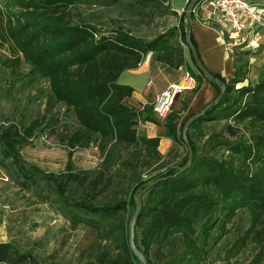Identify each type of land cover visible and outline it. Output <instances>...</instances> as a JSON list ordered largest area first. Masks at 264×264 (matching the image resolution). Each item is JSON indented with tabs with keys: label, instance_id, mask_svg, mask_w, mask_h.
I'll use <instances>...</instances> for the list:
<instances>
[{
	"label": "trees",
	"instance_id": "obj_1",
	"mask_svg": "<svg viewBox=\"0 0 264 264\" xmlns=\"http://www.w3.org/2000/svg\"><path fill=\"white\" fill-rule=\"evenodd\" d=\"M169 1L0 0V51L10 52L0 55V81L8 74L25 90L46 80V111L61 104L77 122L59 134L69 160L58 175L27 161L22 151L31 138L54 128L59 116L49 117L45 111L29 121L5 117L0 122V167L45 201L55 191L65 196L64 215L72 226L85 223L97 232L98 247L84 264H141L129 245V220L135 193L158 177L142 196L135 229L136 244L148 264H233L241 256L250 257L249 264H264V63L256 82L249 79V64L241 57L234 77L213 73L218 93L222 87L225 91L190 125L193 163L180 172L188 158L182 135L188 118L178 128L180 116H167V136L184 146L187 156L179 164L165 160L160 138L138 129L141 121H153L152 116L127 102L134 89L118 79L150 52L174 67L185 63L191 29L186 10L177 25L148 38L117 23L104 29L94 18L104 15H87L82 9L101 6L106 14L122 15ZM24 63L27 73L21 70ZM204 79L200 72L199 80ZM91 146L103 157L99 167L76 168L73 153ZM44 183L56 188L44 194ZM69 190L81 194L74 199L65 195ZM0 264L62 263L0 242Z\"/></svg>",
	"mask_w": 264,
	"mask_h": 264
},
{
	"label": "rangeland",
	"instance_id": "obj_2",
	"mask_svg": "<svg viewBox=\"0 0 264 264\" xmlns=\"http://www.w3.org/2000/svg\"><path fill=\"white\" fill-rule=\"evenodd\" d=\"M171 2L156 3L155 6L148 4L138 7L133 13L122 11V15L106 14L102 12L101 6L85 5L82 9L87 15L93 12L100 16L104 15L105 17H94L104 29H112L117 23L136 34L151 38L179 23L182 12L174 13ZM138 12L142 14L136 15L135 13ZM261 20H264V16ZM243 45L246 46L245 43ZM8 54H10L8 49L0 51V55ZM21 70L27 73L29 67L24 63ZM4 78L0 81V122L5 117L17 122L20 119L29 121L45 113L47 95L50 92L46 80L37 82L32 89L23 90L21 83L17 80L14 82L15 79L10 75L7 74ZM12 84L14 88L11 87ZM3 92H9L8 96L4 95V97ZM52 114L59 116L55 127L31 138V143L22 153L27 161L38 164L46 172L59 175L66 171L69 160V149L60 141L59 134L65 132L68 124L74 127L77 122L72 112L61 104H55L50 112H47L49 117ZM179 148L180 155L173 160V163L179 164L186 159L185 147L179 145ZM102 160L103 157L94 146L77 150L72 156L75 167L84 170L98 168ZM43 186L48 187L43 190L44 194L48 189L56 188L55 184L49 187L44 183ZM71 190L65 195L77 199L81 190L75 194H72ZM48 194L50 197L45 201L36 193L21 188L0 167V242L13 243L19 249L32 251L40 258L53 256L62 264H84L98 247L97 232L85 223L74 228L70 219L64 215L67 206L66 197L56 191ZM249 261L250 257L245 259L242 256L238 261L232 260L235 262L233 264H249Z\"/></svg>",
	"mask_w": 264,
	"mask_h": 264
},
{
	"label": "crops",
	"instance_id": "obj_3",
	"mask_svg": "<svg viewBox=\"0 0 264 264\" xmlns=\"http://www.w3.org/2000/svg\"><path fill=\"white\" fill-rule=\"evenodd\" d=\"M190 0H172V9L180 13L186 9ZM264 5V0H251ZM200 13H204L201 10ZM181 13L180 18L181 19ZM206 26L199 22L197 15H193L191 23V36L195 41L199 56L212 72L226 78H232L236 74L235 62L238 57L249 64V79L256 82L260 66L264 63V20L256 22L253 26V46H238L233 54H228L222 43L221 28L215 23ZM177 25V24H176ZM185 63L180 67H174L168 63L161 62L150 52L145 59L134 69H127L122 72L118 82L133 87L132 96L127 102L136 108L143 110L147 116H152L153 121H141L138 129L149 137H159V151L165 160L173 161L179 154V144L167 136L165 122L167 118L161 119L156 116L152 109V103L158 93L164 90L170 83L177 81L186 72L190 71L197 78L199 89L187 91L180 94L169 115H179L178 128L190 115L204 109L218 96V90L213 83L207 79L199 80L200 71L193 62V56L188 44L184 45ZM247 79L242 85L249 82Z\"/></svg>",
	"mask_w": 264,
	"mask_h": 264
},
{
	"label": "built area",
	"instance_id": "obj_4",
	"mask_svg": "<svg viewBox=\"0 0 264 264\" xmlns=\"http://www.w3.org/2000/svg\"><path fill=\"white\" fill-rule=\"evenodd\" d=\"M201 10L204 13H200ZM197 15L200 23L206 26L215 23L220 26L222 43L228 54H233L238 46L244 43L253 46L250 37L253 26L264 16V5L251 0H200L194 7L193 15ZM198 81L186 71L180 79L170 83L157 94L152 103V109L157 117L167 118L177 96L196 89Z\"/></svg>",
	"mask_w": 264,
	"mask_h": 264
},
{
	"label": "water",
	"instance_id": "obj_5",
	"mask_svg": "<svg viewBox=\"0 0 264 264\" xmlns=\"http://www.w3.org/2000/svg\"><path fill=\"white\" fill-rule=\"evenodd\" d=\"M199 1L200 0H190L189 3L187 4L186 9H185L186 10L185 15H186L187 19L191 21V23L193 21L194 7L196 6V4ZM186 42H187V44L191 50V53H192L194 60L197 63L198 70L203 74L205 79L212 81V82L215 81L214 74L212 72H210L206 68V66L203 64V62L199 56L198 49L196 48V46L192 42L191 30L189 31V33L186 36ZM224 91H225V87H222L220 94H218V96L216 98V101L221 100V98L224 94ZM209 106H207L204 109H202L201 111L189 116L188 119L186 120L184 126H183L182 135H183V141H184L185 145L187 146L188 158H187V161L180 167V172H184L185 170L190 168L192 163H193L194 150H193L191 143L188 139V135H187L188 129H189L190 125L194 122L195 119L203 116L206 113V110ZM159 180H160V177L152 178V179L146 181L145 184L141 188H139L138 191L134 195L135 211L129 220V245H130V248L133 251V253L139 258L141 264H148V259L146 258L144 252L141 249H139L137 244H136V241H135L136 223H137V219H138L140 212L142 210V207H143V200H142L143 194L148 190V188L152 187Z\"/></svg>",
	"mask_w": 264,
	"mask_h": 264
}]
</instances>
